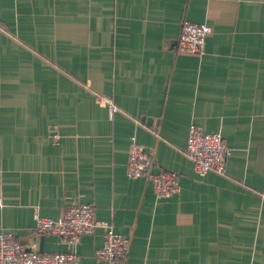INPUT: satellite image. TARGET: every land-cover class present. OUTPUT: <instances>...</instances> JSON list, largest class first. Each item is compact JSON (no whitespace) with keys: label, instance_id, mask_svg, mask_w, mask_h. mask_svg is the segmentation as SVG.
<instances>
[{"label":"crops","instance_id":"0c3cea01","mask_svg":"<svg viewBox=\"0 0 264 264\" xmlns=\"http://www.w3.org/2000/svg\"><path fill=\"white\" fill-rule=\"evenodd\" d=\"M183 20L211 28L202 54L176 51ZM190 124L222 133L226 175L195 174ZM132 140L176 193L127 176ZM0 196V230L80 264H109L102 229L69 245L35 214L93 203L130 236L111 264H264V0H0Z\"/></svg>","mask_w":264,"mask_h":264},{"label":"built area","instance_id":"2783aa9c","mask_svg":"<svg viewBox=\"0 0 264 264\" xmlns=\"http://www.w3.org/2000/svg\"><path fill=\"white\" fill-rule=\"evenodd\" d=\"M176 38V51L187 54H202L205 51V37L211 28L205 23L183 20ZM111 110H117L113 99L96 95ZM126 159V174L130 177L148 179L156 198L171 196L179 188L177 173L154 169L150 150L134 142L129 143ZM184 155L193 163L196 175L203 176L209 171L220 175L228 173L227 164L230 148L220 131L208 132L195 124L188 126ZM0 196V205H2ZM33 232L37 235H56L59 241L75 245L84 235H91L95 229H102V244L95 248L97 260L109 264L122 261L128 254L130 236L113 230L112 225L95 216V205L81 200L70 199L64 211L57 218L34 215ZM0 264H80L74 251L39 252L37 241L23 243L11 231L0 230Z\"/></svg>","mask_w":264,"mask_h":264}]
</instances>
